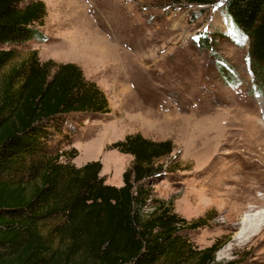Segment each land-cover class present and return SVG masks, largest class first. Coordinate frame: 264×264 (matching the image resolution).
I'll return each instance as SVG.
<instances>
[{
    "label": "rangeland",
    "instance_id": "rangeland-1",
    "mask_svg": "<svg viewBox=\"0 0 264 264\" xmlns=\"http://www.w3.org/2000/svg\"><path fill=\"white\" fill-rule=\"evenodd\" d=\"M43 1V37L9 47L0 93L4 75L37 51L41 63L79 65L109 109L63 115L49 153L76 149L72 163L99 160L105 182L122 186L134 157L114 142L135 133L172 141L147 182L142 214L173 205L189 222L179 234L192 250L218 242L215 264H264V225L253 218H264V93L253 82L249 40L227 18L225 0ZM252 224L258 231L242 233ZM73 262L97 264L82 254Z\"/></svg>",
    "mask_w": 264,
    "mask_h": 264
},
{
    "label": "trees",
    "instance_id": "trees-1",
    "mask_svg": "<svg viewBox=\"0 0 264 264\" xmlns=\"http://www.w3.org/2000/svg\"><path fill=\"white\" fill-rule=\"evenodd\" d=\"M223 9L249 40L253 82L264 93V0H225ZM46 14L43 0H0V71L14 56L9 47L43 37L39 26ZM86 111L109 112L108 100L76 63H41L35 51L4 75L0 264H75L79 254L97 264H157L166 258L215 264L222 243L192 250L179 234L189 222L173 205L158 206L147 217L141 212L151 195L147 182L173 152L172 141L135 133L114 142L111 148L134 157L122 186L105 182L99 160L80 167L72 163L76 149L49 153L51 129L59 119ZM63 155L66 162L60 161Z\"/></svg>",
    "mask_w": 264,
    "mask_h": 264
},
{
    "label": "bare ground",
    "instance_id": "bare-ground-1",
    "mask_svg": "<svg viewBox=\"0 0 264 264\" xmlns=\"http://www.w3.org/2000/svg\"><path fill=\"white\" fill-rule=\"evenodd\" d=\"M253 218H257L255 223H257V222H258V223H261L260 226H263V225H264V218H263L262 216H259V214H255V216H253ZM245 220H246V219H244V222H245ZM248 221L251 222L250 219H248ZM248 221H247V222H248ZM255 223H254V224H255ZM254 224H252L251 227H253ZM249 228H250V227H249ZM249 228H248V229L245 228V232L242 231V233H246V232H247V233H253V232L258 231V229H259V227H257V228L253 227L252 230H250ZM245 235H246V234H245Z\"/></svg>",
    "mask_w": 264,
    "mask_h": 264
}]
</instances>
